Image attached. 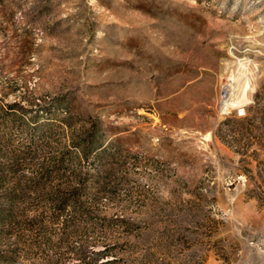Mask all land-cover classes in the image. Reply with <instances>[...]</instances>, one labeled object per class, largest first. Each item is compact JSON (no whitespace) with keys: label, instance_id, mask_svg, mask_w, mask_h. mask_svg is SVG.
Wrapping results in <instances>:
<instances>
[{"label":"rangeland","instance_id":"obj_1","mask_svg":"<svg viewBox=\"0 0 264 264\" xmlns=\"http://www.w3.org/2000/svg\"><path fill=\"white\" fill-rule=\"evenodd\" d=\"M0 97L38 141L70 113L118 153L25 263L264 264V0H0Z\"/></svg>","mask_w":264,"mask_h":264},{"label":"trees","instance_id":"obj_2","mask_svg":"<svg viewBox=\"0 0 264 264\" xmlns=\"http://www.w3.org/2000/svg\"><path fill=\"white\" fill-rule=\"evenodd\" d=\"M34 106L32 120L47 105L39 101ZM28 109L0 97V264L50 260L59 248L53 246L91 218L118 168V153L113 143L100 138L97 121L75 120L67 111L60 138L46 131L38 141L36 129L31 131L23 121ZM15 128L21 134L18 140L12 135Z\"/></svg>","mask_w":264,"mask_h":264}]
</instances>
